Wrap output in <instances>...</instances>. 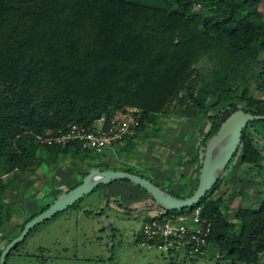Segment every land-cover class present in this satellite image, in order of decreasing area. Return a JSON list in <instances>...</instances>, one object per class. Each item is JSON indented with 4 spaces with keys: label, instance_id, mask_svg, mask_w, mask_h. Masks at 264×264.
<instances>
[{
    "label": "trees",
    "instance_id": "trees-1",
    "mask_svg": "<svg viewBox=\"0 0 264 264\" xmlns=\"http://www.w3.org/2000/svg\"><path fill=\"white\" fill-rule=\"evenodd\" d=\"M261 5L264 0H0V209L8 185L30 166L89 151L76 141L42 144L38 137L57 135L71 124L91 126L101 116L107 125L126 107L140 110L143 128L161 115L203 118L199 175L206 144L232 113L264 115ZM203 58L210 68L202 72ZM252 86L260 98L252 96ZM259 121L264 119L242 129L222 173L236 159L258 170L249 176L262 181ZM9 173H15L11 180L4 177ZM197 184L198 177L179 197L190 196ZM220 184L218 178L198 203L176 211L200 206L210 222L205 253L190 261L213 249L217 257L208 258L215 264H261L264 199L254 208L238 207L229 219L228 195L213 196Z\"/></svg>",
    "mask_w": 264,
    "mask_h": 264
},
{
    "label": "rangeland",
    "instance_id": "rangeland-1",
    "mask_svg": "<svg viewBox=\"0 0 264 264\" xmlns=\"http://www.w3.org/2000/svg\"><path fill=\"white\" fill-rule=\"evenodd\" d=\"M259 10L264 11V5ZM262 56L260 54V58ZM198 68L203 72L210 67L203 58ZM251 90L252 96L261 97L254 86ZM199 120L204 121L203 118ZM204 122L200 123L203 124L201 128ZM257 124L264 133V122ZM184 125L173 114L156 116L144 128L138 125L134 129L132 134H137L138 139L130 138V134L125 140L100 151H79L60 156L56 161L45 159L36 168L30 166L29 172L12 180L7 187L9 190L4 191L6 199L0 209L4 219V225L0 226V248L20 233L26 219L42 212L60 194L81 182L90 166L128 169L169 193L177 195L179 186L178 196L180 192L188 194L198 177V168L197 171L193 169L196 162L190 160L192 149L189 153L187 150L195 147L201 136L193 126L181 130ZM185 142H190L191 146ZM257 171L235 159L221 172L220 188L213 196L224 192L228 195L227 218L233 219L238 207L254 208L264 199V195H260L264 190V171L260 183L257 176H249L258 174ZM14 176L15 173H9L4 177L11 180ZM172 183L175 188H170ZM108 186L115 192H109ZM151 205L149 195L128 180L100 184L73 205L36 225L12 248L4 264H215L216 259L208 258L217 257L213 249L206 251L205 258L192 262L193 255L167 254L155 247L137 245L136 238L143 223L164 212L160 207L149 209ZM260 262L264 263V257Z\"/></svg>",
    "mask_w": 264,
    "mask_h": 264
},
{
    "label": "water",
    "instance_id": "water-1",
    "mask_svg": "<svg viewBox=\"0 0 264 264\" xmlns=\"http://www.w3.org/2000/svg\"><path fill=\"white\" fill-rule=\"evenodd\" d=\"M264 119V115H254L243 110L232 113L219 127L218 131L206 144L201 168L198 175V184L193 193L185 198L171 194L159 188L151 180L127 170L90 168L82 181L70 190L60 194L46 209L29 219L20 233L12 238L2 249L0 264H4L7 255L25 236L38 224L52 218L60 211L73 205L93 188L116 180H128L143 189L150 197L152 205L149 209L162 208L165 212L178 211L189 208L198 203L215 184L226 163L231 159L240 142L242 129L249 121ZM231 133L236 136L235 142L227 154L215 165L210 164L211 157L219 148L224 139Z\"/></svg>",
    "mask_w": 264,
    "mask_h": 264
},
{
    "label": "built area",
    "instance_id": "built-area-1",
    "mask_svg": "<svg viewBox=\"0 0 264 264\" xmlns=\"http://www.w3.org/2000/svg\"><path fill=\"white\" fill-rule=\"evenodd\" d=\"M141 117L139 109L126 107L119 110L107 125L101 116L91 126L71 124L57 135L49 133L38 138L42 144L65 145L69 141H76L82 150L100 151L125 140L138 127ZM209 231L210 222L201 217L200 206L191 212L164 211L143 223L136 244L146 248L155 247L163 253L178 251L189 255L204 254Z\"/></svg>",
    "mask_w": 264,
    "mask_h": 264
},
{
    "label": "crops",
    "instance_id": "crops-1",
    "mask_svg": "<svg viewBox=\"0 0 264 264\" xmlns=\"http://www.w3.org/2000/svg\"><path fill=\"white\" fill-rule=\"evenodd\" d=\"M180 119V118H179ZM183 119H180V121H181V124L183 125V124H185L183 127H179L178 126V128H180L181 130H184L185 128L186 129H192V127L191 126H193V127H195V131H196V133L197 134H200V136H202L204 133H205V131H206V127H207V124L204 122V121H202V120H199V119H197L196 121L195 120H189V121H185V120H183ZM201 122H204V126L201 128V126L203 125V124H201L200 125V123ZM197 126V127H196ZM197 128V129H196ZM174 130V129H173ZM200 130V131H199ZM196 141H198V140H196ZM186 143V145L189 147V146H191V144H190V142H185ZM199 148H200V144H199V142L197 143V145L195 146V147H190L187 151H188V153L191 151V149H192V151H191V153H192V155H191V157H190V160L191 161H194V162H196V163H194V165H193V169L194 170H196L197 171V168H198V164H199V160H200V157H199V155L198 154H201V150H200V153H199ZM201 149V148H200ZM183 159V158H182ZM182 159L180 160V161H182ZM194 170H193V172H194ZM198 172V171H197ZM192 174V173H191ZM190 174V175H191ZM7 178V177H6ZM193 179V178H192ZM171 183V182H170ZM12 184V183H11ZM192 185V184H191ZM194 185V184H193ZM109 187V188H108ZM107 187V189H109V192H111L112 190H110V188H111V186H108ZM176 186L174 185V183H172V185H171V187L170 188H175ZM178 188H179V190H181V188L178 186ZM8 189V188H7ZM9 190V189H8ZM179 190L176 192L177 193V196H178V193H179ZM115 192V190H113L112 191V193H114ZM116 192H118L117 190H116ZM173 194V193H172ZM179 195H184V192H180V194Z\"/></svg>",
    "mask_w": 264,
    "mask_h": 264
},
{
    "label": "bare ground",
    "instance_id": "bare-ground-1",
    "mask_svg": "<svg viewBox=\"0 0 264 264\" xmlns=\"http://www.w3.org/2000/svg\"><path fill=\"white\" fill-rule=\"evenodd\" d=\"M236 136L234 133L229 134L224 141L220 144L219 148L215 151L211 157L210 164H217L228 152L229 148L235 142Z\"/></svg>",
    "mask_w": 264,
    "mask_h": 264
}]
</instances>
